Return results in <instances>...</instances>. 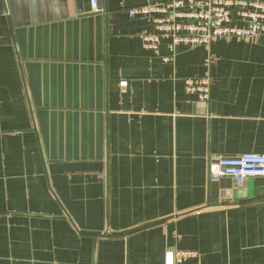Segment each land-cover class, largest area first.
Here are the masks:
<instances>
[{"label":"crops","instance_id":"1","mask_svg":"<svg viewBox=\"0 0 264 264\" xmlns=\"http://www.w3.org/2000/svg\"><path fill=\"white\" fill-rule=\"evenodd\" d=\"M149 2L0 0V264H264V176H209L264 154V29L155 51Z\"/></svg>","mask_w":264,"mask_h":264},{"label":"built area","instance_id":"2","mask_svg":"<svg viewBox=\"0 0 264 264\" xmlns=\"http://www.w3.org/2000/svg\"><path fill=\"white\" fill-rule=\"evenodd\" d=\"M92 5L99 9L98 0H92ZM129 15L151 17L155 29L142 36L146 47L158 51L162 37L171 39V48L178 43L206 45L216 36L253 37L264 29V0H150L131 8ZM186 87L201 99L209 98L208 77H187ZM209 176L232 177L238 185L247 178L264 176V154L218 155L210 160ZM191 254L195 252L169 251L166 264Z\"/></svg>","mask_w":264,"mask_h":264},{"label":"trees","instance_id":"3","mask_svg":"<svg viewBox=\"0 0 264 264\" xmlns=\"http://www.w3.org/2000/svg\"><path fill=\"white\" fill-rule=\"evenodd\" d=\"M188 44V43H187ZM176 262V261H175Z\"/></svg>","mask_w":264,"mask_h":264}]
</instances>
